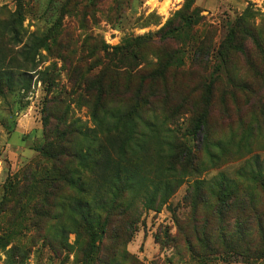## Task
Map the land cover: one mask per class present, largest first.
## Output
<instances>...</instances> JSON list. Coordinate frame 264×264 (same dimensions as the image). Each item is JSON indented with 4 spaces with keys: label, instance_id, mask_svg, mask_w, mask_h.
<instances>
[{
    "label": "trees",
    "instance_id": "obj_1",
    "mask_svg": "<svg viewBox=\"0 0 264 264\" xmlns=\"http://www.w3.org/2000/svg\"><path fill=\"white\" fill-rule=\"evenodd\" d=\"M186 3L189 7L193 0ZM11 16L0 20V96L13 90L27 93L34 74L43 76L37 81L46 83L52 96L47 99L43 118L46 144L39 150L44 163L37 161L34 172L29 167L23 170L21 179L17 173L9 175L4 189L15 198L32 193V206L41 205L43 211L37 213L32 227L42 243L52 249L80 245L85 262L90 264H142L124 248L134 225L142 212L160 211L186 179L195 176L184 195L192 217L184 219L201 225V232L195 234L198 244L220 254L264 256V157L260 159V154L250 148L262 131L257 113L264 121V97L254 83L231 74L226 63L231 53L242 50L246 39L254 38L255 46L264 48L257 39L254 12L249 6L228 24L217 51L220 65L204 75V93L197 103L179 100L170 89L154 88L158 69L141 73L147 82L142 94L139 88L123 98L114 85L117 70L113 71L112 83L104 86L94 82L87 69L75 73L73 67L75 78L64 93L77 94L85 102L91 127H80L68 122L63 112L55 115L51 111L62 98L61 93H55L50 67L39 70L41 51H49V39L35 33L23 36L20 13L16 10ZM127 44L122 47L126 51L139 47L137 43ZM113 48L116 53L108 56L109 62L120 58L117 51L121 47ZM111 91L117 98H107ZM183 108L191 114L181 121ZM243 150L250 157L237 171L241 183L221 173L210 179L199 178L206 160L215 162ZM33 185L38 186L25 190ZM15 198L2 212L13 213L20 203ZM118 216L125 218V224L114 223L112 219ZM48 221H52L53 231L44 230ZM70 233L75 236L73 244L67 241ZM252 233L255 237L250 240ZM184 240L189 252L195 254L191 239L185 235ZM8 245L10 238L0 236V250ZM6 253L25 257L17 245Z\"/></svg>",
    "mask_w": 264,
    "mask_h": 264
},
{
    "label": "rangeland",
    "instance_id": "obj_2",
    "mask_svg": "<svg viewBox=\"0 0 264 264\" xmlns=\"http://www.w3.org/2000/svg\"><path fill=\"white\" fill-rule=\"evenodd\" d=\"M248 6L254 12L257 39L263 46L264 0H193L189 7L186 0H0V20L10 19L17 10L23 20V36L35 33L48 37L49 51H41L43 63L39 70L50 67L55 93H61L62 98L59 105L50 109L55 115L63 112L68 122L91 127L92 119L85 102L77 94L64 93L69 91L70 80L75 78L73 67L75 73L87 69L94 82L100 81L104 86L112 83L113 71L117 70L114 85L118 91L120 88L123 98L139 88L142 94L143 84L147 82L141 73L158 69L159 76L152 83L154 88L170 89L179 100L197 103L204 93V75L220 65L217 51L228 24ZM168 34L172 38L166 39ZM253 41L246 39L242 50L231 53L226 63L231 74L235 72L241 79L254 83L264 97V48L256 47ZM128 42L139 44V50L123 49ZM113 47H121L117 51L120 58L109 62L108 56L116 53ZM40 75H33L27 93L13 90L0 96V236L10 238V245L0 250V264H90L85 262L80 245L52 249L35 236L32 224L43 209L41 205L32 206L35 201L32 193L25 198L16 196L20 203L13 213L2 212L15 198L4 189L9 175L17 173L21 179L23 170L29 167L34 172L37 161L44 163L39 150L46 144L43 118L52 93L46 90V83L37 81L43 77ZM219 87L215 90L217 98ZM107 98L117 96L111 91ZM190 114L183 108L180 120H186ZM257 117L262 131L250 148L253 153H259L261 159L264 157V121L259 111ZM249 157L244 151L215 162L206 160L199 178L210 179L221 173L241 183L236 174ZM194 178H187L160 211L142 212L130 240L124 244L126 251L142 264H264V256L220 254L198 244L195 234L201 232V225L184 219L192 217L191 206L184 195ZM36 186H27L25 190ZM112 220L125 224L122 216ZM52 229V221L44 223L45 231ZM254 233L250 240L255 237ZM185 235L191 239L195 254L189 252ZM74 240V234L67 235L69 243L73 244ZM12 245L24 250L23 259L6 253Z\"/></svg>",
    "mask_w": 264,
    "mask_h": 264
}]
</instances>
